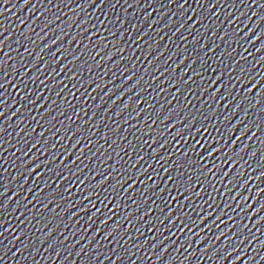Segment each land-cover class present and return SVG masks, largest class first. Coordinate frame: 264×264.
<instances>
[{
    "label": "water",
    "instance_id": "water-1",
    "mask_svg": "<svg viewBox=\"0 0 264 264\" xmlns=\"http://www.w3.org/2000/svg\"><path fill=\"white\" fill-rule=\"evenodd\" d=\"M0 69V264H264V0H0Z\"/></svg>",
    "mask_w": 264,
    "mask_h": 264
},
{
    "label": "snow or ice",
    "instance_id": "snow-or-ice-1",
    "mask_svg": "<svg viewBox=\"0 0 264 264\" xmlns=\"http://www.w3.org/2000/svg\"><path fill=\"white\" fill-rule=\"evenodd\" d=\"M185 2H186V0H185ZM215 5H213V7H214ZM217 67H219V66H217ZM0 70H2V69H0ZM218 79H219V77H218ZM241 79H243V77H241ZM177 84H179L180 83V81H177L176 82ZM0 87H3V85H0ZM223 87V84H221V88ZM253 88H255L256 87V85H253L252 86ZM252 91V89L250 88L249 89V92H251ZM230 94V93H229ZM261 97L262 98H264V92H262L261 93ZM130 106V105H129ZM3 115V113H0V116H2ZM168 119H170V117H168ZM231 137H229V139H230ZM199 143V142H198ZM191 151V150H190ZM217 151H220V149L219 148H217V149H214L212 152H210L208 155L209 156H212V155H215V152H217ZM142 158V157H141ZM203 159H207V157H203ZM191 166V165H190ZM206 167V166H205ZM35 169H33V171H34ZM169 171H171V169H169ZM134 186V185H133ZM186 191H188V189H186ZM262 208H264V206H262ZM233 264H235V261L233 262Z\"/></svg>",
    "mask_w": 264,
    "mask_h": 264
}]
</instances>
